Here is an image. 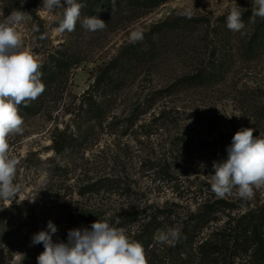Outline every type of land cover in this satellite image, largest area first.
Returning a JSON list of instances; mask_svg holds the SVG:
<instances>
[{
  "label": "rangeland",
  "instance_id": "1",
  "mask_svg": "<svg viewBox=\"0 0 264 264\" xmlns=\"http://www.w3.org/2000/svg\"><path fill=\"white\" fill-rule=\"evenodd\" d=\"M109 1L107 7L104 1L77 0L85 5L80 20L74 31L61 33L56 29L62 10L47 12L43 0H0V22L14 10L25 13L17 30L41 65L52 56L71 63L57 94L46 97L43 111L21 115L23 134L8 138L19 160L15 183L21 191L11 204L0 200V264H37L40 251L32 246L33 235L48 231L51 221L57 227L53 241L67 243L69 230L87 228L79 216L81 208L95 210L100 220L112 221L115 227L129 212L149 207L167 209L177 221L215 195L207 175L214 174L213 161L227 158L226 149L237 131L251 127L254 136L264 135V36L249 54L251 25L229 34L214 30V22L235 3L249 10L251 0H169L147 10ZM186 10L212 24L155 29L172 18L187 17ZM93 15L106 22L104 30L83 28V19ZM137 28L143 35L151 34L143 43L152 53L141 63L127 50L130 33ZM116 60L120 67L113 77L120 81L118 86L109 93L104 87L94 89L98 76ZM213 60L223 64L220 80L171 97L154 95ZM92 91H97V100H107V117L102 126L84 124L89 130L92 126L88 142L57 157L60 170L55 171L49 165L55 158V131H76ZM104 180L110 182L100 190H84ZM226 198L238 206L233 216H239L247 207L264 203V189L254 190L251 199ZM228 220L222 215L215 227ZM128 229L124 228L127 235ZM158 235L159 231L155 241ZM236 264H249V258L237 259Z\"/></svg>",
  "mask_w": 264,
  "mask_h": 264
},
{
  "label": "clouds",
  "instance_id": "2",
  "mask_svg": "<svg viewBox=\"0 0 264 264\" xmlns=\"http://www.w3.org/2000/svg\"><path fill=\"white\" fill-rule=\"evenodd\" d=\"M251 21L264 19V0H251ZM23 3V0H22ZM65 4L67 5L65 7ZM44 10L51 13L62 10L58 18V32H72L85 6L77 0H43ZM235 3L226 17L230 31L241 32L245 28L242 12ZM191 18L190 10L184 13ZM25 19V13L14 10L0 22V200L11 202L21 191L15 183L19 160L12 154L9 136L23 134L24 119L19 106L27 107L45 91L42 82V65L38 58L24 47L17 26ZM88 31H102L106 22L98 16H88L82 21ZM34 30L38 31L34 27ZM143 39V30L130 33L129 42ZM239 117V116H237ZM255 129L242 128L232 137L227 147V158L213 161L214 174L207 175V183L217 198L235 195L251 199L254 190L264 189V135L254 136ZM48 231H39L32 237L33 244L42 243L44 251L37 257V264H148L143 245L131 239L122 227H115L108 220H97L91 228H76L68 232V242H54L52 236L57 227L51 221ZM160 244L175 246L182 238L175 227L158 230Z\"/></svg>",
  "mask_w": 264,
  "mask_h": 264
},
{
  "label": "trees",
  "instance_id": "3",
  "mask_svg": "<svg viewBox=\"0 0 264 264\" xmlns=\"http://www.w3.org/2000/svg\"><path fill=\"white\" fill-rule=\"evenodd\" d=\"M99 1L101 3L104 1V4L108 2L106 6L109 7V0ZM168 1L119 0L117 4L123 2L129 7H139L147 10L148 8L152 9L164 5ZM112 6L113 4L110 5V7ZM251 14L252 9L242 12V19L245 25H251L254 33L246 47L249 54L253 53L255 48L254 43L257 39L264 36V19L257 17L253 22L250 20ZM227 15L221 16L214 22V30L218 31L219 34L223 32L229 34L231 32L226 26ZM210 24L212 23L205 17H175L163 22L155 27V29H159L161 26H166L168 29H185L190 26L196 28ZM150 35L144 34L141 41L132 43L127 49L128 52H131L130 55L134 62L141 63L145 56H150L152 53L151 49L147 51L144 49L145 45L143 43ZM118 60L107 66L98 76L93 87L94 89L104 87L103 92L109 93L113 88L118 86L120 81L116 82V79L113 77V72H116L120 67V65H117L119 64ZM69 68H71V63L68 60L53 56L48 63L42 65L40 71L42 72L41 79L45 84V91L38 99L29 102L27 107L20 105V115H39L43 111L46 97L49 98L57 94L55 91L56 87L65 80ZM223 70V64L215 60L210 61L208 64H203L195 74L180 79V81H177L169 88L158 91L154 95L171 97L175 92L180 93V91L186 89L209 86L223 77ZM90 93L88 92L89 97L85 102L87 107L80 114L84 118V121L77 125L76 131L69 132L67 129H57L55 131L51 145L55 158L49 159L50 168L55 171L60 170V166L56 164L57 157L67 155L69 152L81 148L88 142L92 126L89 130L87 129L88 127H84V124L86 122H93V125L102 126L107 117L106 106L109 105H106L107 100H105V97L104 100H97L95 97L97 91H92V94ZM262 111L264 112V107ZM134 112L132 117L137 115V109ZM108 181L110 182V180H104L87 185L84 190L86 192L100 190L101 185ZM239 210L233 200L217 198L214 195L207 198L195 212L182 216L177 221L173 219L172 213L167 209L149 207L129 212L116 226L129 228L128 236L143 245L148 264H236L237 259L245 257L249 258V264H264V203L254 208L249 206L244 214L233 216ZM222 215H226L229 220L226 221L225 225L215 227V224L220 221ZM79 216L88 229L91 228L92 223L99 220L98 214L92 209L81 208ZM110 224L114 225L112 221ZM169 227H175L181 231L182 238L175 246L160 244L158 241H155L158 230H166ZM205 231H209V233L206 232V235H203ZM32 246L36 251H40V253L44 251L42 243H32Z\"/></svg>",
  "mask_w": 264,
  "mask_h": 264
}]
</instances>
